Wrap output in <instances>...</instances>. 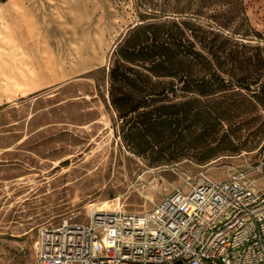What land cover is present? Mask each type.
Listing matches in <instances>:
<instances>
[{"label": "rangeland", "instance_id": "obj_1", "mask_svg": "<svg viewBox=\"0 0 264 264\" xmlns=\"http://www.w3.org/2000/svg\"><path fill=\"white\" fill-rule=\"evenodd\" d=\"M4 1L0 264H36L42 227L67 218L85 222L92 209L148 212L201 176L243 175L255 189L264 188V0H239L241 8L219 0L210 7L220 20L235 17L225 35L246 34L237 40L245 46L238 48L245 59L240 73L259 76L257 83L207 96L171 94L190 110L183 131L143 155L123 140L110 105L111 52L149 8L172 20L175 12L194 13L199 0ZM31 68L36 76H28ZM198 110L201 117L194 116ZM169 155L178 159L166 161Z\"/></svg>", "mask_w": 264, "mask_h": 264}, {"label": "built area", "instance_id": "obj_2", "mask_svg": "<svg viewBox=\"0 0 264 264\" xmlns=\"http://www.w3.org/2000/svg\"><path fill=\"white\" fill-rule=\"evenodd\" d=\"M185 186L148 212L92 209L42 227L36 264H264V188L243 175Z\"/></svg>", "mask_w": 264, "mask_h": 264}, {"label": "trees", "instance_id": "obj_3", "mask_svg": "<svg viewBox=\"0 0 264 264\" xmlns=\"http://www.w3.org/2000/svg\"><path fill=\"white\" fill-rule=\"evenodd\" d=\"M233 2L241 8L239 0ZM216 4L220 1L199 0L194 13L175 12L172 20L149 8L115 44L109 58V101L120 121L122 138L135 154L143 155L164 139L181 135L180 125L190 110H182L185 103L174 102L171 94L207 96L234 86L248 90L259 80L257 75L240 73L245 59L238 48L245 46L237 40L246 34L237 29L225 35L236 19L215 17L210 7ZM236 73L241 75L237 79ZM201 114L194 112L196 117ZM164 159L173 161L178 156Z\"/></svg>", "mask_w": 264, "mask_h": 264}, {"label": "crops", "instance_id": "obj_4", "mask_svg": "<svg viewBox=\"0 0 264 264\" xmlns=\"http://www.w3.org/2000/svg\"><path fill=\"white\" fill-rule=\"evenodd\" d=\"M8 1H9V0H5V1H4V4L8 3ZM4 4H2V5H4ZM37 70H38L37 68H35V69H34V68H33V69L31 68V70H29V74H28V76H36V72H34V73H35V74H34V73H32V71H37ZM30 71H31V72H30ZM1 82H2V80H1Z\"/></svg>", "mask_w": 264, "mask_h": 264}, {"label": "bare ground", "instance_id": "obj_5", "mask_svg": "<svg viewBox=\"0 0 264 264\" xmlns=\"http://www.w3.org/2000/svg\"><path fill=\"white\" fill-rule=\"evenodd\" d=\"M185 189H187V187H186V186H184V187H183V190H185ZM96 210H99V209H96Z\"/></svg>", "mask_w": 264, "mask_h": 264}]
</instances>
